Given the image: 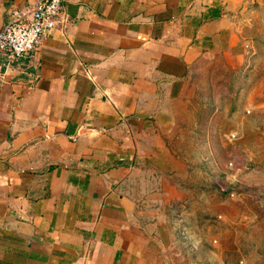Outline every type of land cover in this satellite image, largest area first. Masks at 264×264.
<instances>
[{
  "label": "crops",
  "instance_id": "obj_1",
  "mask_svg": "<svg viewBox=\"0 0 264 264\" xmlns=\"http://www.w3.org/2000/svg\"><path fill=\"white\" fill-rule=\"evenodd\" d=\"M29 1L0 0V28ZM250 1L62 0L1 59L0 264H184L166 219L208 163Z\"/></svg>",
  "mask_w": 264,
  "mask_h": 264
},
{
  "label": "rangeland",
  "instance_id": "obj_2",
  "mask_svg": "<svg viewBox=\"0 0 264 264\" xmlns=\"http://www.w3.org/2000/svg\"><path fill=\"white\" fill-rule=\"evenodd\" d=\"M246 35L244 69L221 89L225 105L214 95L226 110L209 151L200 147L208 163L193 170L188 198L170 206L181 215L166 219L184 264H264V0L249 2Z\"/></svg>",
  "mask_w": 264,
  "mask_h": 264
},
{
  "label": "built area",
  "instance_id": "obj_3",
  "mask_svg": "<svg viewBox=\"0 0 264 264\" xmlns=\"http://www.w3.org/2000/svg\"><path fill=\"white\" fill-rule=\"evenodd\" d=\"M61 10L62 0H30L11 13L0 28V78L1 59L5 57L9 64L33 53L50 30L61 23Z\"/></svg>",
  "mask_w": 264,
  "mask_h": 264
}]
</instances>
